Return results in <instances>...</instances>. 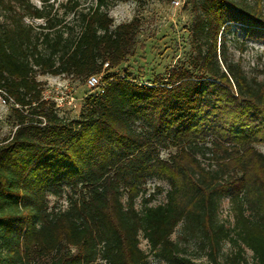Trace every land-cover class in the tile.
Returning <instances> with one entry per match:
<instances>
[{
    "label": "trees",
    "instance_id": "obj_1",
    "mask_svg": "<svg viewBox=\"0 0 264 264\" xmlns=\"http://www.w3.org/2000/svg\"><path fill=\"white\" fill-rule=\"evenodd\" d=\"M263 3L197 0L190 66L143 83L114 72L135 55L140 21L113 25L109 0H67L62 15L0 0L14 126L0 141V264H264V72L248 75L230 51L233 25L264 40ZM37 73L101 74V86L68 121ZM151 178L168 185L161 202L159 186L146 193Z\"/></svg>",
    "mask_w": 264,
    "mask_h": 264
},
{
    "label": "rangeland",
    "instance_id": "obj_2",
    "mask_svg": "<svg viewBox=\"0 0 264 264\" xmlns=\"http://www.w3.org/2000/svg\"><path fill=\"white\" fill-rule=\"evenodd\" d=\"M109 0V15L113 19V25L127 22L133 17H137L140 26L137 33V45L135 55L129 57L126 62L121 64L114 72L120 75L122 72L130 73L133 78L143 83L157 79L169 68L175 65L184 64L190 66L193 55V46L190 38L189 27L192 22V5L197 0ZM37 7L46 6L53 12L57 11L62 15L67 0H29ZM80 8L85 9L94 3V0H79ZM44 4V5H43ZM264 7V3H263ZM80 10V9H79ZM71 15L65 18L70 21ZM0 20L7 23L5 17ZM27 24L36 26L42 23V20L26 19ZM232 32L236 36V47H231L232 55L241 61L245 72L250 75L260 76L264 72V40L256 35L244 36L242 28L233 25ZM243 48V49H241ZM100 80L102 75L97 76ZM36 79L42 83V96L45 100L60 102L62 106L58 108V115L65 120H77L85 97L96 93V89H90L86 81L82 78L75 79L67 76H52L49 74H36ZM10 104L0 102V141L7 138L14 126L10 117ZM256 149L264 152V145H255ZM170 151L162 150L160 155L167 158ZM159 186L163 193H156V201L161 202L164 198V192L168 189L165 181L156 178L148 179L145 188L146 193L155 191ZM48 205L56 208L66 206L65 198L48 197ZM136 207L140 208V198L136 200ZM220 219L230 220L231 214L228 204L223 203L220 211ZM176 233L172 235L175 238ZM140 247L146 253L148 245L141 239ZM193 252L192 247L190 248ZM247 259H250L251 253L246 252ZM150 264H160L151 256Z\"/></svg>",
    "mask_w": 264,
    "mask_h": 264
},
{
    "label": "built area",
    "instance_id": "obj_3",
    "mask_svg": "<svg viewBox=\"0 0 264 264\" xmlns=\"http://www.w3.org/2000/svg\"><path fill=\"white\" fill-rule=\"evenodd\" d=\"M174 4H178L177 0H174ZM86 84L90 89H97L101 86L100 80L97 76H90L86 80ZM1 92V91H0ZM0 102L2 104H6L8 102H12L11 98H7L6 94L4 92L0 93ZM55 103V102H54ZM56 108H60L62 104L60 102L55 103Z\"/></svg>",
    "mask_w": 264,
    "mask_h": 264
}]
</instances>
